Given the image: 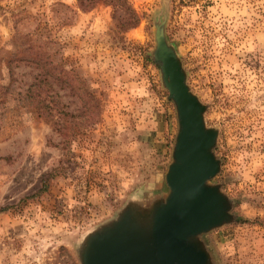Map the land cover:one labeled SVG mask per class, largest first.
I'll use <instances>...</instances> for the list:
<instances>
[{
	"label": "rangeland",
	"instance_id": "1",
	"mask_svg": "<svg viewBox=\"0 0 264 264\" xmlns=\"http://www.w3.org/2000/svg\"><path fill=\"white\" fill-rule=\"evenodd\" d=\"M78 2L0 0V264H80L87 233L167 192L177 118L150 57L163 18L232 200L234 220L202 239L215 264H264V0ZM34 43L96 91L98 121L74 118L67 140L27 102Z\"/></svg>",
	"mask_w": 264,
	"mask_h": 264
},
{
	"label": "water",
	"instance_id": "2",
	"mask_svg": "<svg viewBox=\"0 0 264 264\" xmlns=\"http://www.w3.org/2000/svg\"><path fill=\"white\" fill-rule=\"evenodd\" d=\"M164 23H155L150 57L177 118L167 192L129 200L114 219L87 233L78 246L80 264H215L202 236L234 220L232 200L212 182L221 165L214 153L218 130L206 125V106L188 86Z\"/></svg>",
	"mask_w": 264,
	"mask_h": 264
},
{
	"label": "trees",
	"instance_id": "3",
	"mask_svg": "<svg viewBox=\"0 0 264 264\" xmlns=\"http://www.w3.org/2000/svg\"><path fill=\"white\" fill-rule=\"evenodd\" d=\"M108 0H79L81 10H90L99 2ZM138 22L136 15L130 11L120 19V25L126 28L133 27ZM30 56L24 62L35 71L33 80L26 89L28 104L41 118L48 120L53 129L68 139L70 126L76 117H83L89 123L98 121L100 105L96 91L87 84V79L79 74L71 73L62 65L54 61L50 51L42 44H30ZM65 90L77 97L80 112L75 113L68 109L58 94Z\"/></svg>",
	"mask_w": 264,
	"mask_h": 264
}]
</instances>
